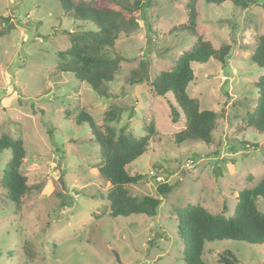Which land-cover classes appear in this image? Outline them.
<instances>
[{
	"label": "rangeland",
	"instance_id": "obj_1",
	"mask_svg": "<svg viewBox=\"0 0 264 264\" xmlns=\"http://www.w3.org/2000/svg\"><path fill=\"white\" fill-rule=\"evenodd\" d=\"M134 1L123 0L127 6ZM185 1L151 0L137 12L134 28L104 49L123 60L100 95L59 70L55 54L68 48L70 31L97 30L94 23L74 19L58 0H0V16H10L13 25L0 35V134L22 138L20 172L27 179L16 207L1 185L10 159L9 150L1 151L0 264H184L177 212L192 203L228 216L236 192L264 177V131L246 123L258 97L254 82L264 74L250 60L264 34V0L245 9L197 0V33L214 48L236 40L225 65L213 58L191 64L188 93L200 109L217 113L210 144L176 143L183 115L178 109L174 121L171 94L156 96L145 81L191 48L197 34L172 29L187 21ZM5 25L0 19V29ZM131 77L142 81L130 86ZM81 111L101 131L110 126L118 134L123 127L141 136L154 126L146 151L125 167L144 177L125 188L133 196L159 197L156 215L109 216V186L96 171L99 147L88 124L75 121ZM160 182L173 186L165 196L156 191ZM224 250L236 264H264V244L229 239L205 243L202 259L222 264L217 258Z\"/></svg>",
	"mask_w": 264,
	"mask_h": 264
},
{
	"label": "trees",
	"instance_id": "obj_2",
	"mask_svg": "<svg viewBox=\"0 0 264 264\" xmlns=\"http://www.w3.org/2000/svg\"><path fill=\"white\" fill-rule=\"evenodd\" d=\"M62 10L74 19L90 21L97 30H75L69 32V46L65 50L56 51L61 60L58 69L72 73L76 79L87 83L100 95L103 86L111 82L117 74L123 58L119 55L108 56L104 49L114 45L119 32L130 31L136 25L135 17L139 10L149 7L151 0H135L134 5L127 6L123 0H58ZM205 3L221 5L230 1L234 7L245 9L256 0H203ZM197 0H186L187 21L175 26L176 30H190L197 34L190 49L183 51L168 70L160 71L149 81L151 91L156 96L171 94L176 106L168 102L173 120L178 119V109L184 118V126L174 134L176 143L185 140H200L206 144L212 141V131L216 126L217 113L210 109H200L198 101L188 93V86L194 80L191 67L193 62L205 63L213 58L222 65L236 44L232 37L229 43H222L214 48L203 35L197 33L196 8ZM264 7V4H262ZM6 23L0 29V35L13 28L10 16H0ZM134 28V27H133ZM132 28V29H133ZM131 29V30H132ZM250 60L264 68V34L260 35L252 48ZM142 77L129 80V85L140 83ZM258 97L255 106L246 113V123L259 132L264 131V74L254 82ZM178 107V108H177ZM115 115V112H111ZM77 123L86 122L91 130L93 143L98 145L99 162L96 171L103 177L109 189L106 199L109 205V216H128L139 213L154 216L161 202L159 197L151 195H130L125 185L141 180L143 174H130L126 166L142 155L151 141L155 129L152 124L145 127L146 133L135 135L124 128L116 134L113 127L106 126L101 131L94 124L91 116L81 111L76 117ZM10 151V159L3 169L1 185L7 191V197L16 207L20 206L21 197L27 189L26 176L20 172L25 150L21 137L0 134V152ZM173 188L166 182H160L156 191L165 196ZM236 202L231 213H211L200 204L188 203L177 212L176 232L184 244V264H206L202 259L205 243L214 240L245 241L252 244H264V177L251 188L236 192ZM225 208V205L223 206ZM217 261L222 264H236V259L228 250L218 254Z\"/></svg>",
	"mask_w": 264,
	"mask_h": 264
}]
</instances>
